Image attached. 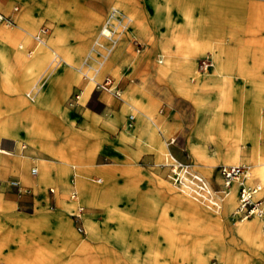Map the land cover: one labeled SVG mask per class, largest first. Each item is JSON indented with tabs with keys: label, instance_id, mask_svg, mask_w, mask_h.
<instances>
[{
	"label": "rangeland",
	"instance_id": "obj_1",
	"mask_svg": "<svg viewBox=\"0 0 264 264\" xmlns=\"http://www.w3.org/2000/svg\"><path fill=\"white\" fill-rule=\"evenodd\" d=\"M165 1H168L167 9H170L172 3L177 5V2L171 3L173 0ZM135 10L137 8L131 9L129 14L131 18ZM61 18L69 20L65 15ZM44 25L52 28V33L46 40L47 46L50 45L52 49L49 53L55 52L54 59L48 63L51 77L48 84L37 82L36 87L31 89L32 94L41 92L39 102L31 100L30 97L35 98V96L28 91L30 87L23 91L24 89L19 85L18 104L20 105L16 114L18 132L15 136L17 155L11 153L0 157L2 181H4L0 186L3 189L5 187L14 189L19 200L13 206L19 218L13 221L18 227V233L14 234L19 236V256L31 262L34 258L32 249L35 247L34 250L39 255L36 260L43 259H40V263L36 261L32 264H179L181 259L176 257V249L186 251L194 245L195 256L198 259L204 258L209 264H223L225 255H232L238 250L243 253V263L260 264L259 257L249 255L250 252L240 246L241 243L236 238L230 239L227 229L232 224L242 222L237 213L229 222H225L224 228L221 224L209 226L199 216L193 217L184 202L177 201V196L181 195L199 206L201 210L216 214L213 209L217 206L207 207L206 202L194 199L187 191L181 190L172 183L168 163L179 161L187 164L209 183L211 181V188L222 195L224 186L222 187L218 167L220 164L227 165L230 162L220 156H213L208 161L192 158L190 151L184 147L182 136L184 121L195 123L194 127L209 122V130L219 129L227 133L249 131L250 134L254 133L257 136V143L264 150V128L259 127L255 121L257 115L264 118V55H257V52H264V42L259 41L258 45V41L248 40L242 34H233L235 38H229L227 32L219 33V28L224 29L226 26L220 24L144 23L142 29L141 24L134 23L50 25L39 22L34 29L28 31L26 40L20 38L15 40V47L24 58H30L26 52L34 45V34ZM60 25L65 29L60 28L62 33L55 43V34ZM15 31H18V28L13 26L5 32ZM140 32L148 36L155 32H164L167 37L176 38L170 40L184 46V49L177 52L169 49L166 51L169 53L166 58L163 56L166 53L165 49L149 52L150 42L144 40L142 49L137 48L134 42L121 56L117 55L118 52L112 55L111 46L114 40L127 38L130 33L143 40L142 37L145 35H140ZM76 36L78 40H83V44L80 45L81 55H74L73 40ZM125 41L120 43L121 49ZM119 42L120 40L117 43ZM19 43L22 44L21 47L18 46ZM227 44H230L229 47L233 45L238 51L242 49L247 53L251 51L252 55L245 54V58L251 60L250 63H244L240 70H227L224 67L222 70L216 57L226 53ZM168 45L170 46L169 43ZM38 46L40 52H47L43 48L45 46L42 44ZM67 51L71 52L70 63L66 62L64 56ZM174 53L176 58L171 60L170 57L174 56ZM146 55L153 62L148 59L144 62L158 66L159 74L142 69L136 71L137 64H140ZM158 57L163 58V63L156 62ZM182 57L185 58L183 59L185 62H193L189 67L190 72L184 68L179 75L174 73L170 78L159 70L167 63L176 62V65ZM207 57L211 59L213 65L205 69L199 68L198 59ZM46 65L36 74L37 78L41 77L42 69ZM106 75L112 77L111 90L99 86ZM186 75L193 78L190 81L191 86L188 85L191 87L192 97L183 91L187 84L182 78ZM202 75L225 77L231 80L237 89L218 88L217 98L213 103H209L205 95L207 88L201 83ZM136 80H138L136 85L127 83ZM253 87L260 88L257 93L259 103L252 112L253 116H250L246 107ZM222 89L227 90L225 95L229 97L227 100L229 99L230 104L223 105L222 100L225 97L221 94ZM63 90L64 97H61ZM126 101L131 102L126 103ZM100 103L109 104L111 113L103 112ZM123 107L127 109L124 114ZM134 108L137 109L134 110L135 112ZM178 108L182 109L183 114L176 111ZM120 112L123 115V120H120L122 123L130 113L136 114L133 121L142 118L143 123L152 128V133L155 134L161 148L148 140L147 142L139 140V133L135 129L128 138L123 136L122 123L116 126L109 125L107 117ZM174 113L177 115L176 122L173 120ZM210 120L213 122L211 125ZM159 131L163 132L162 135ZM193 132L194 129L188 139H197ZM70 136L77 144L72 146L73 148L65 147L70 156L69 161L63 163L55 160L49 149L68 142ZM172 137L174 140L170 142ZM93 144L96 149L90 148ZM248 144L250 146V142ZM8 145L9 148L10 144ZM91 149L93 151L90 152ZM209 151L215 152L212 143L209 144ZM81 156L91 158L94 169L86 171L90 164L83 162L85 168L81 167L80 170V165L73 158ZM19 157L28 161L23 171L18 169ZM42 159L52 164L63 163L67 166L64 187L55 182L54 178H48L45 183L40 182V184L28 181V178H35L38 171H33V168L37 167L38 160ZM71 165H74V168ZM72 170L83 177L74 179L78 204L83 208L80 216L77 215L79 213L76 202L70 200L69 196L72 189L69 181ZM97 177L101 178L99 182L95 181ZM12 180H17L20 186L12 185ZM254 181L256 180L249 182ZM121 184L127 187L123 188L124 191L120 187ZM18 187H21V190ZM236 190V183L228 189L236 200L235 204H237ZM216 193L212 194L213 199L219 201ZM130 194L132 197H127ZM26 217L42 220L34 229L30 228L27 231L24 224L19 221ZM63 219L71 220V229L75 232L72 236L62 233L63 238H71V241H65V246L61 245L62 240L53 242L48 229L49 226L58 230V225ZM257 222L261 224L259 220ZM2 224L5 226V220ZM87 224H92L95 233L90 232ZM259 237L264 238L262 230ZM50 241L54 245L57 244L54 249L46 245Z\"/></svg>",
	"mask_w": 264,
	"mask_h": 264
},
{
	"label": "crops",
	"instance_id": "obj_2",
	"mask_svg": "<svg viewBox=\"0 0 264 264\" xmlns=\"http://www.w3.org/2000/svg\"><path fill=\"white\" fill-rule=\"evenodd\" d=\"M172 2H177V5H173ZM172 6L170 9H167L169 5L168 1L165 0H0V14L4 16H8L13 20L12 25L5 26L0 22V147H3L7 152H0V157L3 154H11L17 155L15 152V145H16V134L18 130H16L17 121H16V114L18 113L17 107L20 105L19 100V85L22 86L26 90V88H34L36 87L37 82L49 83L50 79V70H48L49 64H47L43 69L42 73L40 74V78H37L33 74H31L28 69L27 65L30 58H24L21 52L16 49L15 47V40L20 38L22 40H26V37L29 30L34 29V26L39 23H47L50 25L64 24V23H94V24H112V25H128L130 23L134 24H141L142 29L144 28V23H179V24H220L226 25L223 28H219L220 34L223 32L228 35L229 38L236 35H244V37L251 39V41H258L257 44L259 45V41L264 42V0H173L171 1ZM12 5V7H11ZM132 8H137V10L133 11L134 16L131 18L129 15L131 13ZM119 14V15H116ZM65 15V17L69 20H63L61 16ZM80 19V20H78ZM228 25H237V26H228ZM243 25V26H238ZM18 28V31L15 32H5L7 29L12 27ZM48 27L49 33L46 36H49L52 33V28ZM64 30V26L60 25L58 27ZM22 31V33H20ZM140 35H145L140 32ZM60 34H55L54 42L58 40ZM47 38H45L43 47L48 53L52 51L50 45L47 46ZM95 38V37H94ZM143 40H139L135 34L130 33L126 38H120L113 41V45L111 46V50L113 51L112 55H115L116 52L118 56H121L123 52L129 49V46L132 43H139L140 49H142V45L144 40L150 42L148 43L149 52H159L161 42H168L170 44V50L172 52H177L180 49H184V46L179 45L174 40L176 39L172 37H167L166 33H152L151 35H145L142 37ZM120 40L119 43H117ZM126 40V41H125ZM169 40V41H168ZM88 41V40H87ZM125 41L123 48H120V43ZM75 42L74 48V55H81L82 48L80 45L83 44V40H78L77 36L74 37L73 43ZM80 43V44H78ZM117 43V45H115ZM252 45H255L254 42H251ZM230 44L226 45V53L217 55V61L220 64V67L223 70V67L227 70H240L244 63H250L251 60L245 58L246 55H252V53H247L236 50L233 45L229 47ZM257 45V46H258ZM19 47L22 44L19 43ZM38 45H33L32 53L39 51ZM27 50V51H28ZM71 54L70 51H67ZM66 52V53H67ZM27 53V52H26ZM99 54L98 52H96ZM27 55V54H26ZM257 55H264V52H257ZM29 57V55H27ZM160 56V53L158 54ZM175 57L171 56L170 59ZM161 60H160V59ZM158 63H163V58L159 57ZM176 58V57H175ZM189 58V57H188ZM145 59L152 61L149 59V56H145L144 60L140 61V64H137V70H147V72H152L155 74H159L158 66L156 65H149L145 63ZM184 57L179 59L177 64L174 65V73L179 75L182 71H184V67H190L193 63L185 62ZM201 59V58H199ZM198 59V61H199ZM211 64L213 65L211 59ZM197 61V63H198ZM153 62V61H152ZM68 63V62H67ZM220 69V71H221ZM218 73V72H217ZM223 73V72H220ZM191 76H184L182 80L187 84H192L193 78ZM42 79V80H41ZM136 81H129L128 84H135L138 83ZM141 81V80H140ZM3 83H6V87L9 90L4 89ZM202 84L207 88V93L205 94L206 97L209 99V103H213L214 100L217 98V89L218 88H235L237 89L236 85L227 78H216L211 76H204L202 75ZM43 85V84H41ZM40 85V87H41ZM258 87L252 88L250 91L251 98L247 102L246 110L252 115V112L259 103V99L257 97ZM31 95H34L35 98L30 97L25 93L26 96H29L31 100L35 102H39L40 93L33 92ZM238 90H236L237 92ZM61 97H64V90L61 91ZM36 99V100H35ZM23 101V100H21ZM131 102V101H126ZM100 108L104 109L103 112L111 113V109L108 105L99 104ZM63 108V107H62ZM64 109V108H63ZM176 111L179 114H183L182 109L178 108ZM103 112H97L98 114ZM123 115L116 114L113 116L107 117V122L111 126H116L115 120L116 118L122 119ZM177 115L174 113L173 120L176 122ZM10 121V122H9ZM195 123L184 121L182 136L184 138V147L187 149L188 147V137L192 134L194 129ZM144 126V127H143ZM152 128L150 126L145 125L143 123L142 128L139 132V136L143 138L144 142L150 141L152 143H156L159 148H161L160 143H158V139L156 138L155 134L152 133ZM163 132L159 131V134L162 135ZM130 136V134H128ZM148 137V139H146ZM174 138V137H173ZM73 137L70 136V140L60 145H55L52 149H49L51 155L54 156L55 160L65 162L69 161L70 156L66 152V148H73L75 142L72 141ZM10 147L8 148L7 146ZM81 144V142H80ZM90 145V148H95L96 146ZM93 149L90 150L93 151ZM64 150V151H63ZM21 160V161H20ZM75 162H77L81 167L84 169L85 164H90L85 170H92L94 169V164L92 163V159L86 156L76 157L73 158ZM84 162V163H83ZM28 161L22 157L18 158V169L19 171H23L24 167L27 165ZM59 163V162H58ZM63 163L59 164H52V162H46L44 159L38 160L37 167L41 166L42 172L48 177L54 178L55 182L59 183L61 187H64L65 178L67 175L66 172V165ZM0 163V185L3 184L2 181V167ZM92 166V167H91ZM37 167H35L36 172ZM74 168V165H71ZM77 174L74 171H71V176L69 178L70 183L74 182V177ZM38 173L35 175V178H28V181L31 183L35 182L39 183L38 180ZM99 187V186H98ZM96 187V188H98ZM15 188V187H14ZM16 189V188H15ZM18 195L14 189L0 186V264H32L35 263L34 258L32 261L29 262L24 257H20L18 254V227L13 224V221L18 218V214L14 209V203L17 204ZM64 208V204H63ZM26 216V215H25ZM5 220V226L2 224V221ZM32 217H26L24 219H20L19 221L24 224V228L28 231L30 228H35L36 224H40L42 219L32 220ZM18 222V221H17ZM32 225V227H30ZM58 230L53 229L52 227L48 226L50 236L54 241H61V245L65 246V241H71V238H63L64 230L72 231L71 227V220L63 219L59 223ZM59 231V234H57ZM16 235V236H15ZM71 236V234H70ZM56 237V238H55ZM64 241V242H63ZM50 248L54 249L57 244L52 243L51 241L49 244L47 243ZM35 247L32 249L34 250ZM22 262V263H21Z\"/></svg>",
	"mask_w": 264,
	"mask_h": 264
},
{
	"label": "bare ground",
	"instance_id": "obj_3",
	"mask_svg": "<svg viewBox=\"0 0 264 264\" xmlns=\"http://www.w3.org/2000/svg\"><path fill=\"white\" fill-rule=\"evenodd\" d=\"M60 33H62V30L59 28L57 31V34H60ZM160 48L165 49V52H166L167 50L169 51L170 46L168 45V42H165V43L161 42ZM53 54H50V53L48 54L47 52H42V51L41 52L40 51L34 52L33 55L31 56L30 60H29L28 65H27L28 71L31 74H33L34 76H36V74L41 70V68L44 65L48 64L50 60L54 59ZM168 54L169 53L166 52L165 54H163V56L168 58ZM64 56H65L66 62L70 63L71 58H72L70 56V53L65 52ZM1 58L2 57L0 56V59ZM158 58H157V60H158ZM175 63L176 62H174L172 64L167 63V65L160 67L159 70L162 73L169 76L170 78H172L173 74H174ZM184 68H186L188 72H190V70H191V69H189V67H184ZM3 85L5 86L6 83H3ZM197 87H198V85H197ZM4 89L9 90L6 86L4 87ZM28 91L31 92V88L28 89ZM183 91L186 95L192 97L191 96L192 90H191L190 86L185 85V89ZM226 93H227V90L222 89L221 94H222V96L225 97L222 100L223 105L230 104V102L228 101L229 99L227 100V98H229V97H227L225 95ZM197 99L198 98H196V100ZM193 102H195V101H193ZM131 107H133V105ZM135 109L136 108H134L133 111ZM122 110H123L122 111L123 114L127 111L126 108H124ZM134 114L135 113H130L128 115V118L125 119V121L123 123L120 122L121 118H118L115 120L116 125L122 123L121 124L122 132H123L122 135L127 137V138H128V134H131L132 130H134V129L139 133L141 128H142V125H143L142 118H138V119L133 121ZM129 118H131V119H129ZM255 121L259 127L264 128V118H261L257 115L255 118ZM212 123L213 122H211V120H210V125ZM208 124H209V122H208ZM208 124L206 122H204V123L199 124L197 127H194L193 133H195L197 139H192V138L188 139V147L187 148H188V151H190L189 152L190 156L196 160H199V161H208L213 156H218V157L220 156L222 158H226L227 162H230V163L234 162L233 164L240 163V164L246 166L245 167V171H246L245 173L249 177V179L247 180L248 182L251 180L264 181V150H262L261 146L258 145L259 143H257V136H255L254 133L250 134L249 131H242L239 133H232V132L227 133V132H222L219 129L216 130L215 128H214L215 130H212V129L209 130ZM215 124L216 123H214V126H215ZM233 135H237V136H233ZM138 139L141 140L142 142H144L143 138H141L140 136L138 137ZM248 141L250 142V146L248 144L249 143ZM211 143L214 146V150H215L214 153H210V151H209V144H211ZM0 152L5 153V152H7V150H5L3 147H0ZM37 170H38V176H39L38 177L39 183L40 182L45 183V181L48 180V178H49L48 175L43 174L41 166H38ZM74 173L77 174V176L74 177L75 180H77L79 177H82L76 171H74ZM82 180H84V179H82ZM207 182H208L207 187L210 191V194L212 195V194L216 193V191H214L213 188H211V186H210L211 181H210V183H209V181H207ZM232 184H234V183H232ZM232 184L228 187V189L232 187ZM120 187H121V189H123L126 186L121 184ZM128 187H129V185H128ZM228 189L223 190L222 195H219L216 193V196H218V200L220 201V202L217 201L218 207L213 209V212H215L216 214L208 213L206 211L201 210L199 206H197L196 204L186 200L181 195H178L176 199L179 202H184L187 210L189 211V213L193 217L199 216L200 218L203 219V221H206V223L209 224V226L221 224V226L223 227L225 222H229L231 220V218L234 216V214L236 213V210H235L236 200L234 199L232 192L228 191ZM122 191H124V189ZM92 193H94V192H92ZM130 195L129 196L127 195V197L131 198L132 195L131 196ZM212 197H213V195H212ZM82 210H83V208H82ZM81 212H78L79 214H77V215L80 216ZM240 220L242 222L232 224V226L229 229H227V232L230 234V239L236 238L241 243L240 246H242L244 249H246V251L250 252L249 255L259 257L260 264H264V238L259 237L260 232H261V224H258V222H257V220H259L261 223L260 218H258L256 216H252V217H248V218L240 219ZM87 227L90 229V232L95 233V231H94L95 228L93 229L92 224H87ZM64 232L66 234H68L69 236H70V234H71V236L75 235V232L71 231V233H70V230L68 231L67 229H65ZM195 250H196V248L194 245H191V248H189V249L187 248L186 251L182 250V249H176V251H175L176 257H179L181 259V260H179V264H209L208 261L205 260L204 258L198 259L195 256ZM154 253L157 254V252H154ZM158 254H160V253L158 252ZM242 254L243 253L240 250H238V251L233 252L232 255L231 254L225 255L223 257V261H224L223 264H238L239 262H242ZM32 255H34L33 257H34L35 263H36V261H38L40 263V261H41L40 259H43V258H40L39 260H36L37 256L39 257V255H38V252H36L35 250L32 251ZM242 264H246V263L242 262Z\"/></svg>",
	"mask_w": 264,
	"mask_h": 264
},
{
	"label": "built area",
	"instance_id": "obj_4",
	"mask_svg": "<svg viewBox=\"0 0 264 264\" xmlns=\"http://www.w3.org/2000/svg\"><path fill=\"white\" fill-rule=\"evenodd\" d=\"M0 22L5 26H10L13 20L8 16L0 14ZM49 33V29L46 26H41L36 34H34V45L43 44L46 36ZM136 47L139 48V43L136 42ZM32 50L27 51V55L32 54ZM211 64L207 58L199 59L197 65L201 69H205ZM113 80L112 77L106 75L99 83V86L111 90ZM118 94L117 91H115ZM131 119V118H130ZM174 138L170 139L172 142ZM168 168L171 181L173 184L180 187L181 190L187 191L194 199L207 203V207L217 206V199H213L210 191L207 187L206 179L197 171L189 167L187 164H183L179 161H170ZM35 167L33 171H35ZM218 173L222 178L223 190H227L232 183L237 184V204L235 207L236 213L240 219L256 216L261 220L262 236H264V181L248 182L249 177L246 175L245 166L242 164L225 163L220 164L218 167ZM100 177H97L95 181L99 182ZM12 185L20 186L17 180L11 181ZM72 189L69 196L76 202V208L78 212L82 211V207L78 204V192L73 183H71ZM21 190V187H18ZM53 191L52 188H49ZM25 190V189H24ZM218 207V206H217ZM79 216V215H78ZM80 229V228H79Z\"/></svg>",
	"mask_w": 264,
	"mask_h": 264
}]
</instances>
